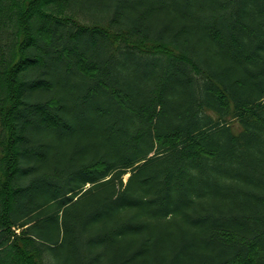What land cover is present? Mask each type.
<instances>
[{"label":"trees","instance_id":"16d2710c","mask_svg":"<svg viewBox=\"0 0 264 264\" xmlns=\"http://www.w3.org/2000/svg\"><path fill=\"white\" fill-rule=\"evenodd\" d=\"M101 2L0 0V264H264V0Z\"/></svg>","mask_w":264,"mask_h":264},{"label":"rangeland","instance_id":"374dc122","mask_svg":"<svg viewBox=\"0 0 264 264\" xmlns=\"http://www.w3.org/2000/svg\"><path fill=\"white\" fill-rule=\"evenodd\" d=\"M101 1H102L101 3L112 4L115 0H101ZM127 56H129V55H127ZM118 57H120V59L125 62V53L119 54ZM121 77L125 80V71L124 72H121ZM127 176L128 175H126L125 178Z\"/></svg>","mask_w":264,"mask_h":264}]
</instances>
